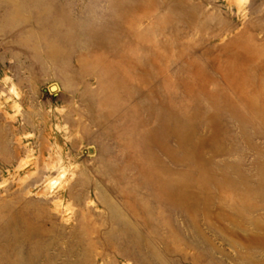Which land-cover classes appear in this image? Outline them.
Wrapping results in <instances>:
<instances>
[{
	"label": "rangeland",
	"instance_id": "374dc122",
	"mask_svg": "<svg viewBox=\"0 0 264 264\" xmlns=\"http://www.w3.org/2000/svg\"><path fill=\"white\" fill-rule=\"evenodd\" d=\"M0 264H264V0H0Z\"/></svg>",
	"mask_w": 264,
	"mask_h": 264
},
{
	"label": "bare ground",
	"instance_id": "6f19581e",
	"mask_svg": "<svg viewBox=\"0 0 264 264\" xmlns=\"http://www.w3.org/2000/svg\"><path fill=\"white\" fill-rule=\"evenodd\" d=\"M116 32H114V35H116ZM119 39L113 36L111 39L112 45L109 48L103 46L104 49H94L93 53L100 51L106 53L102 54L103 57L96 58L95 56L90 63L84 64L82 70L77 74L80 77L79 79L84 81L87 107L98 113L105 111L107 117L117 110L128 108L135 91V89L130 88L131 85L136 83L143 86L146 83L145 70L140 73V77L135 75V68L145 62L144 57L139 58V63L131 62L129 55L132 51L130 49L123 51L115 48L119 45ZM88 81L93 82L95 89L88 87ZM52 185H54V182L51 181L47 187Z\"/></svg>",
	"mask_w": 264,
	"mask_h": 264
}]
</instances>
